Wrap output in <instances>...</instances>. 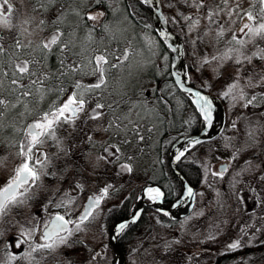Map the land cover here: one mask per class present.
Returning a JSON list of instances; mask_svg holds the SVG:
<instances>
[{"label": "rangeland", "instance_id": "374dc122", "mask_svg": "<svg viewBox=\"0 0 264 264\" xmlns=\"http://www.w3.org/2000/svg\"><path fill=\"white\" fill-rule=\"evenodd\" d=\"M102 1L108 5L109 11L91 10L88 14L104 13L96 21L91 22L98 24L102 21L101 25L99 24L100 33L103 37V34L106 35L103 45L114 50L117 55L127 49L129 57L120 69L112 70L108 89L98 90L93 94L92 99L101 97L100 102L112 103L123 97L126 103L118 109L120 113H127L132 104L137 105L132 110L131 118L138 120L141 124L140 131L145 139L143 141L133 139L131 146L119 145V140L123 139V133H121L116 138L117 145L120 146L121 154L129 155V149L135 152L145 142L146 153L144 155L149 168L146 166L145 172L142 173V169L137 166L131 174L137 176L139 182H155L158 180V173L154 169L159 163L155 148L162 130L159 124L161 119L159 113L162 110L158 109V104H165L163 109L173 110L175 102L176 108L184 111L182 117L184 120L189 118L190 109L175 94L173 83L165 80L164 76L168 74L166 70L170 65L171 53L158 44L150 29H143L142 26L136 27V24L127 18L125 12H119L120 9L116 8V0ZM160 2L168 24L170 23L175 28L183 42V56L190 81L197 87L203 88L204 91L211 90L214 95L223 97L227 108V120L219 134L207 142L203 141L199 145L192 146L182 157L185 161H192L199 167L197 185L193 184L195 198L191 209L184 216L172 222L164 220L160 213L148 212L149 215L146 216L143 225L135 231L133 239L126 243L127 264H216L219 255L229 251L236 252L240 248L244 251L246 247L250 249L240 255L224 258L219 261V264H264V248L253 249L264 242V181L258 179L259 176H264L262 167L264 110L262 112H259L260 109L252 110L250 109L251 104L245 107L247 101L252 99L257 91L264 89V82H259L260 75H264L261 72V69H264V61L254 59L253 66L248 68V73L245 75L243 69L238 72V66L234 60H212L213 55H222L228 46L226 42L231 39L232 32L239 25V20L236 25H230L226 22L228 18L224 17L225 27L231 28V31H227L224 41L217 44L210 37L200 39L208 25L203 18V10L197 12L190 6V3H185V0H160ZM238 2L243 9H248L252 0H238ZM10 3L17 5V8L21 10L19 25H22L23 20L32 17L33 13L28 9L35 6L36 0H10ZM100 4H97L96 0H81L79 5L73 6L88 7ZM189 15L194 19H200L199 26L194 30H190L191 21L184 19V16ZM73 20L75 19L71 16L69 21ZM50 21L48 17L46 22ZM103 25H108V32L103 30ZM24 26L28 27L30 33V35L27 33L22 35L24 40L29 41L34 38L37 40L42 33L44 34V31L34 26L33 23ZM80 32L82 34L80 37H84L83 32L81 30ZM236 35L247 39L241 33L237 32ZM113 36L114 39L111 38ZM80 43L83 42H78V48ZM84 46H89L87 41L84 42ZM96 46V44L90 45L93 48ZM256 50L253 45H248L246 51L251 55ZM47 64L48 67L51 65L50 69L53 72H56L58 60L47 61ZM249 76L252 77L251 81H249ZM78 78L85 79V83L90 80L89 76L84 75L74 79ZM237 79L239 80L238 88L232 94L225 96L224 93L228 91V86ZM240 89H243L245 94L243 100L239 99ZM125 93L127 95H124ZM234 95L237 96L236 99H233ZM19 106L8 109L6 117L10 118L13 114L22 117L33 112V108L20 107L18 109ZM88 106L94 107V103L90 102ZM169 122V119L165 121L167 127L170 126ZM99 125L98 139L100 148H104L105 144L110 143L109 132L102 133V125ZM5 137L8 141L13 139L12 136L5 135ZM166 139L168 140V137ZM136 165L140 164L134 160L133 166ZM221 165L227 166L223 177L213 176L212 172L221 171ZM142 174L144 177H141ZM123 175L118 174L119 178L116 181L118 188L116 201H119V196L127 185L125 182H120L122 177L125 178ZM106 181L107 179L102 176L100 183L105 186ZM106 199V204H103L102 209L105 205L107 207L109 202L115 201V197L109 198V192ZM74 204L73 210L75 211L80 205L77 202ZM52 206L53 210H59L56 205ZM182 206L185 207V205ZM45 208V205H39L41 212L42 209L45 211ZM16 230L18 234H23L24 239L27 238L23 229L17 228ZM98 231L97 234L93 231H87L84 234L85 264H94V260L99 264H113V254L107 246L105 226L101 224ZM71 240L75 238L69 237L66 245L55 250H38L34 256L32 254L31 261L16 259L14 262L18 261V264H77L68 260ZM237 240L240 242V247L230 249L228 245ZM99 247L106 248V253L91 258L92 250ZM6 264H9L8 260Z\"/></svg>", "mask_w": 264, "mask_h": 264}, {"label": "snow or ice", "instance_id": "6c2138e0", "mask_svg": "<svg viewBox=\"0 0 264 264\" xmlns=\"http://www.w3.org/2000/svg\"><path fill=\"white\" fill-rule=\"evenodd\" d=\"M144 2L148 3L150 0H144ZM79 3L81 0H36L34 12L43 13L49 9L56 11L55 18L51 20L54 27L39 44L33 46L32 41L24 44L20 38L13 37V43L6 47L3 36H0V118L8 109L16 108L25 100H37V98L43 100L44 96L53 90L58 95L67 91L66 98L59 105H54L48 111H44L39 118L27 125L25 139L19 145L20 163L15 167L14 175L3 187H0V213H3L10 204L22 203V198L25 197L29 187L35 184L42 174H48L42 172V169L49 163L47 157L43 153L36 155L39 146L45 143L47 138H56L58 126L75 124L81 114L87 120L101 122L104 132L112 131L114 136H120L123 133V139L119 140V145L131 146L133 139L138 141L145 139L140 131L141 124L138 120L131 118L132 110L137 107L136 104L130 105L127 113H120L118 109L126 103L123 97L112 103L100 102L101 97L92 99L93 94L97 93L98 90L108 89L112 70L120 69L123 66V62L128 60L129 52L125 49L120 55H117L114 50L103 45V36L97 41L93 35L95 25L89 26L86 21H96L104 13L82 15L80 9L73 6L79 5ZM96 3H101V0H96ZM185 3H190V6L197 12L203 10V18L208 22L200 39L210 37L219 44L224 41L225 33L231 31V28L225 27L224 17L228 18L226 22L230 25H236L237 20H239V25L232 32L231 39L226 42L228 46L222 55H213L212 60H234L238 66V72L243 69L245 75L248 73V68L253 66L254 59L264 61V46H262L264 45V0H252L248 9H243L238 0H185ZM66 4L67 7H65ZM13 11L14 8L10 0H0V28L12 31L19 27L20 36L26 33L30 35L28 27L24 25L33 23L35 18H26L22 25L13 24L11 15ZM69 16L75 19V23L69 21ZM184 19L191 21L190 30L196 29L200 24V19H194L191 15L184 16ZM47 23L45 19L41 18L36 23V27L43 30ZM102 27L105 32L109 31L108 25ZM83 29L87 30L85 36H78V32ZM237 32L243 34V37L247 39L238 37ZM160 35L166 36L164 32H161ZM111 38L114 39L115 37ZM80 41H87L89 46L86 47L80 43L78 48ZM91 44L97 46L93 48L90 47ZM248 45H253L257 49L251 55L247 54L246 51ZM37 52L39 57H37ZM49 57H55L58 60L56 72H52L48 67ZM261 72L264 73V69H261ZM75 74L89 76L90 80L85 83L81 79H76L71 91L66 90L62 83L59 85L54 83V81H60L61 78L67 80L69 76ZM251 79L252 77L249 76V81ZM259 82H264V75H260ZM176 83L186 92L193 91L191 88H185L179 75L176 76ZM238 86L239 80L237 79L228 86V91L224 95L232 94ZM193 96L195 97L193 103L207 124L211 125V100L199 91L194 92ZM236 98L237 96L234 95L233 99ZM239 99H245L243 89L239 91ZM254 99V96L249 99L245 107L252 104ZM90 102L94 103V107L89 109ZM23 106L27 108V104H23ZM87 139L91 141L92 137L88 136ZM200 143H202L200 139H194L189 141V146ZM110 147L112 156L120 153V146L112 145ZM188 150L186 147L183 151L178 152L175 159L179 161ZM104 152L109 153L110 148L105 147ZM41 156H44V159H41ZM127 159L131 160L132 157H127ZM120 167L129 173L133 170L131 164H123ZM225 171H227V166H222L221 171L211 174L223 177ZM258 179L264 181V176H259ZM110 187L111 185H107L100 190L99 194H94L88 198L90 203L85 205L77 221L66 219L65 215L57 213L44 224V231L39 237L44 242L30 245L31 250L22 252L19 258L31 261L33 252L41 249L55 250L66 245L69 237L73 234V229L69 228V225L75 224V229L80 230L81 225L93 215V210L108 195ZM147 193L149 198L153 200L163 195L159 189L151 187L147 189ZM187 194L192 196L193 190L188 188ZM72 202V200H68L66 203L71 204ZM62 206H65V202L56 205L57 208ZM137 215L134 214L132 222H135ZM127 226V223H121L118 227L120 231H123ZM24 235L28 239L33 238L31 231L24 233ZM23 243H25L24 240L17 239L14 246L20 248ZM6 247H13V245L9 244ZM228 247L230 249L238 248L240 242L237 240L230 243ZM17 258L12 253L8 254V261H14Z\"/></svg>", "mask_w": 264, "mask_h": 264}, {"label": "flooded vegetation", "instance_id": "af4514ba", "mask_svg": "<svg viewBox=\"0 0 264 264\" xmlns=\"http://www.w3.org/2000/svg\"><path fill=\"white\" fill-rule=\"evenodd\" d=\"M16 6V7H15ZM13 5L14 11L12 12V23L13 24H20L21 13L20 9L17 8V5ZM35 6L29 7L28 9L32 12V17H34L33 25L36 26V23L41 19H46L50 17L51 20L55 18L56 11L55 9H49L46 12L40 11H33ZM58 7V6H57ZM67 7V5H65ZM81 14H88L91 10H97L101 7L99 5H93L88 7L77 6ZM37 14V18H36ZM71 16H69L70 18ZM68 18V19H69ZM75 23V20L71 21ZM89 26L95 25V31L93 33L95 38H98L100 34V25L101 22L99 21L98 24L93 23L91 21H86ZM100 24V25H99ZM54 26L51 24V21L47 23L43 27L44 34L42 33L40 38L36 40V38L29 40L32 41L33 46L39 44V42L48 35V33L52 30ZM83 35L86 34V29L81 30ZM20 28L17 27L12 31H8L6 29L0 28V36H3L5 46L8 47L13 43V37H18L21 39L22 43L27 44L29 41L24 40L22 36L19 35ZM81 32H78V36H81ZM83 45L85 41H82ZM78 50V49H77ZM24 51V50H22ZM37 57H39V53L37 52ZM57 60L55 57H49L48 61L53 62ZM51 68V65H49ZM170 70V69H169ZM53 72V70H51ZM170 72V71H169ZM172 77V74L170 72ZM83 76L81 74H75L68 77L67 80L61 78L60 81H54L55 84L59 85L62 83L63 87L71 91L74 86L75 77ZM79 79V78H78ZM86 82L85 79H82ZM172 80L175 84V81L172 77ZM191 82V81H190ZM192 84V83H191ZM176 85V84H175ZM177 87V85H176ZM178 88V87H177ZM179 89V88H178ZM264 89L257 91L254 94L255 99L253 100L252 104L250 105V109L252 110H259L262 112L264 110ZM175 94L178 95L176 89L174 90ZM205 92L212 93L211 90H206ZM52 95H49V94ZM174 96L176 97V95ZM216 95V94H215ZM67 96V91L61 94H57L55 90L47 93L43 100H32L28 99L23 102V104H27V107L33 108V112L28 113L25 116H16L13 114L10 118L6 117V112L2 118H0V187H3L10 177L14 175L15 167L20 163V156L18 155L19 152V145L20 142L25 139V130L27 125L31 124L35 119L39 118V116L44 112L48 111L54 105H59ZM223 103L224 110H225V122L227 120V108L225 104V100L223 97L216 95ZM253 97V96H252ZM170 99V98H169ZM172 101V100H169ZM171 104V102H169ZM23 104H20L18 109L24 107ZM165 104H158V109L162 110L159 113L161 119L159 120V124L162 127L161 132L159 133L158 138V145L156 146L157 157L159 159V163L155 167L154 170L158 173V180L155 182H139V178L137 176L132 175L135 167L137 166L142 169V173L145 172L144 168L149 165L146 161V156L144 153L145 151V142L141 145L142 147L139 150H130L128 154H117L116 156L111 155V147L112 145H117V136L113 135V132L109 131V144H105L104 148H100V141L98 139L99 132H100V122L87 120L83 114H81L80 118L76 120L75 124H62L57 127L56 129V138H47L45 143L39 146V151L36 152V155L44 154L47 157L49 163L47 166L42 169V172H47V175H41V178L33 185L29 187L28 192L26 193L25 197H23L22 203L10 204L3 213H0V263L6 264L8 260V254L12 253L16 255L18 258L17 260L22 261L19 258L22 252L30 251V245L34 243H43L44 241L39 239L41 233L44 231V224L49 221L52 217H54L57 213L61 215H65L66 219H71L73 221H77L79 215L83 212L85 205L90 203L88 198L93 196L94 194H99L100 190L107 185H111L109 188V198L115 197L114 202H109L107 207L102 209L103 204H106L105 200L107 201L106 197L101 201L100 205L93 210V215L85 221L82 225L80 230L75 229V224L69 225V228L73 229L72 237L75 240H71V247L68 255V260H72L77 264H85L86 263V247L84 241V234L87 231H93L94 234H97L98 228L101 226H105V230L107 232V239H109V231L113 225H115L118 221L128 218L131 214L132 209L135 207L137 200L139 199L143 187L149 184H154L161 189V202L164 207H169L171 203L175 199L179 197L172 198V191L173 188L172 181L169 180V176L167 174V167H166V159L167 163L171 171H173L172 166L169 160V151L170 147L173 142L181 137V128H182V117L183 112L182 110H178L176 108V103L174 102L173 110L170 108L163 109ZM89 107V106H88ZM170 107V106H168ZM91 107H89L90 109ZM27 109V108H25ZM170 120V126L167 127L165 121ZM224 122V125H225ZM13 129V130H12ZM223 129V128H222ZM102 133H106L103 131V127H101ZM9 134V135H8ZM190 134V133H189ZM6 136H12L13 139L8 141L6 140ZM179 135V136H178ZM184 135V134H183ZM88 136L92 137V140L89 141L87 139ZM168 144L167 151H164L165 146ZM105 147L110 148L109 153H105ZM44 156H41V159H44ZM106 157V158H105ZM127 157H132L131 160H128ZM182 158V157H181ZM136 160L137 164L133 166V162ZM132 165V174L127 172L126 169L121 168L120 166L123 164H130ZM140 161V162H139ZM139 162V163H138ZM178 162V161H177ZM39 168V166H37ZM178 167V166H177ZM262 167L264 168V159L262 163ZM138 168V169H139ZM149 168V167H148ZM174 172V171H173ZM102 174V175H101ZM118 174H124L125 178L120 180L122 183H126L125 189L120 194L119 201L117 200V185L116 181L119 178ZM129 174H131L129 176ZM107 179L106 185L103 186L100 183V179L102 178ZM141 177H144L142 174ZM189 182V181H188ZM190 183V182H189ZM191 184V183H190ZM116 185V186H115ZM194 188L195 186L191 184ZM182 187V185H181ZM182 192V191H181ZM147 197H145V202L141 208L139 216L135 220V222H131L128 226L121 232L119 237L126 231V229L136 224L140 221L141 216L143 215L144 209L146 207H152L157 212H159L163 219L169 222L184 216L185 214H179L181 208L184 206H174L170 212H161L157 210L155 207L150 205L149 195L146 191ZM59 197V198H58ZM59 200V201H57ZM68 200H72L71 204H67ZM65 202V206L59 208V210H53L52 205H57L58 203ZM75 202H77L80 206H78L77 210H73V206H75ZM121 202H131L133 203L130 207L129 214L126 217L117 219L116 210H114L119 203ZM39 205H45V211L42 209L39 210ZM149 215L147 213L143 218L146 220V216ZM142 218V219H143ZM144 219L142 220V224L137 226L133 229L132 234L135 233L136 230L139 229L140 226L143 225ZM17 224V225H16ZM17 228L23 229L24 232L31 231L33 233V238H23V234H18L16 231ZM100 230V229H99ZM70 236V237H71ZM118 237V244L125 253L126 256V242H128L129 235L126 234L122 241L119 240ZM17 239L24 240L25 243L21 245L20 248H16L14 245ZM126 241V242H125ZM108 242V248L111 250V245ZM125 242V243H124ZM12 244L13 247H6L7 245ZM125 245V246H124ZM106 246V247H107ZM257 247L253 248L256 249ZM37 253L33 252V256ZM106 253V248H95L92 250L91 258H96L98 254L103 255ZM114 259V254H113ZM220 259H222V254L219 255L216 259V264H219ZM127 261V256H126ZM97 261L94 260V264ZM18 264L19 262L16 261H9V264ZM127 264V262H126Z\"/></svg>", "mask_w": 264, "mask_h": 264}, {"label": "water", "instance_id": "95a60500", "mask_svg": "<svg viewBox=\"0 0 264 264\" xmlns=\"http://www.w3.org/2000/svg\"><path fill=\"white\" fill-rule=\"evenodd\" d=\"M143 4L148 5L152 9V23L155 31L159 34V37L162 39L163 43L169 48L171 51V58H170V72L172 74V77L175 81V84L177 87L182 90L187 96H189L190 100L193 103V100L195 97L193 96V93L196 91H199L202 95L207 96L211 102H212V123L211 125H208L207 122L204 120V126L203 128L197 132V133H191V134H184L181 137L177 138L173 144L170 147L169 151V160L170 164L172 166V169L177 176V178L180 180L182 185V192L179 195L177 199L173 201V203L170 204L169 207H164L161 202V196L158 199H150V205L155 207L157 210L161 212H170L174 206L180 207L181 205H185V207L181 208V211L179 214H185L187 213L194 202L195 198V188L188 182L186 177L183 175V173L178 169L177 167V160L175 159L178 152L183 151L184 148H191L192 146H189V141L194 139H200L203 141H208L212 138H214L217 134L220 133L224 126L225 122V110L224 105L222 101L214 94L205 92L204 90L194 86L190 82L189 74L187 67L185 65L184 61V52H183V42L181 38L170 29L167 18L165 16V13L162 9L160 0H150V2L146 3L144 0H140ZM161 32H164L166 36L162 37L160 35ZM175 49V50H174ZM179 75L181 78V81L184 83L185 88H191L192 92H186L184 89L180 88L179 85L176 83V76ZM196 110V105L193 103ZM201 117L203 118L202 114L199 112ZM222 166H220V169L222 170ZM151 188H157L161 191L159 187H157L154 184H149L143 187V191L137 200L135 207L132 209L131 214L128 218L122 219L118 221L113 227H111L109 231V244L111 245L113 254H114V261L113 264H126V256L121 247L118 244V237L121 234L122 231L119 230V225L121 223H127L130 224L133 221L134 214H138L141 211V208L145 202V197H147L146 191L147 189ZM191 188L193 190V195L189 196L187 194V189ZM149 197V196H148ZM137 219V218H136ZM135 219V220H136Z\"/></svg>", "mask_w": 264, "mask_h": 264}, {"label": "trees", "instance_id": "16d2710c", "mask_svg": "<svg viewBox=\"0 0 264 264\" xmlns=\"http://www.w3.org/2000/svg\"><path fill=\"white\" fill-rule=\"evenodd\" d=\"M115 2H116V8L120 9L119 12H125V14L127 15V18H129L131 21H133V23L136 24L135 25L136 27L138 26V28H139V26H142L143 29H146V30L150 29L153 32V34L155 35L158 44L164 50H166L168 53H171L169 48L163 43L162 39L159 37V34L155 31V29L153 27L152 9L150 6L143 4L140 0H116ZM99 6L101 7V10L109 11V7L106 3L104 4V1H102ZM114 14L115 13H113V15ZM168 25H169L170 29L176 33L175 28L172 27L170 25V23ZM176 34L178 35V33H176ZM103 35H104V37L106 36L105 34H103ZM100 37H101V33L98 35V38H96V40L99 41ZM169 69H170L169 66H167L166 72H168V74L166 76H164L165 80H169V81H171V83H173V85L176 89V92L178 93V96L182 99L184 105L190 109V113H191L187 120L182 119V124H181L182 128H181L180 134L183 135V134H189V133L190 134L191 133H197L203 128L204 120L201 117V115L199 114V112L196 110V108L193 105L192 101L190 100L189 96H187L182 90H180L176 87V85L174 84L172 77L170 75ZM191 83L197 87V85H195L192 81H191ZM198 88L204 90L203 88H201L199 86H198ZM169 142L170 141L168 140V143L165 146L164 151H167L168 144H170ZM204 142H207V141H204ZM165 159H166V167H167L166 172L169 176V180L172 181V183H173V186H172L173 188H171V191H172L171 195H172V198H174V197H177L182 191L181 182L177 178L175 173L173 171H171V169L169 168L166 157H165ZM177 166H178V169L186 177V179L191 184H194L196 186L198 179H199V167H198V165L192 161H185L183 158H181L177 162ZM132 204L133 203H131V202L130 203L129 202H121L116 207H114L115 208L114 210H116L115 212H116L117 219L126 217L129 214V210H130V207L132 206ZM151 211L157 212L152 207H146L144 209V212H143V215L141 216L140 221H138L136 224L129 226L126 229V231L119 237V240L122 241L126 234L129 235L128 242L130 240H132L134 237V233L132 234L133 229L136 228L137 226H139L140 224H142V222H143L142 220L144 219L143 217L148 212H151ZM157 213H159V212H157ZM144 221H145V219H144ZM256 247L257 248L255 250L263 249L264 248V242L259 244ZM249 249L250 248L246 247V248H244V251H241V248H240L236 252H232V251L226 252V253L222 254V259L231 258L233 256L240 255L242 252H245L246 250H249ZM222 259H220V260H222Z\"/></svg>", "mask_w": 264, "mask_h": 264}]
</instances>
